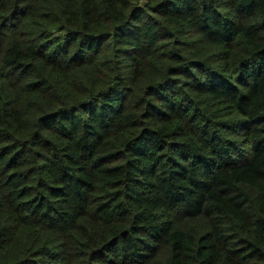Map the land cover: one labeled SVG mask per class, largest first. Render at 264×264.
Wrapping results in <instances>:
<instances>
[{"label":"trees","instance_id":"1","mask_svg":"<svg viewBox=\"0 0 264 264\" xmlns=\"http://www.w3.org/2000/svg\"><path fill=\"white\" fill-rule=\"evenodd\" d=\"M0 264H264V0H0Z\"/></svg>","mask_w":264,"mask_h":264}]
</instances>
